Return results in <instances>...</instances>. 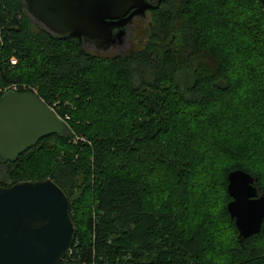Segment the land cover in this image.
Instances as JSON below:
<instances>
[{
    "label": "trees",
    "instance_id": "16d2710c",
    "mask_svg": "<svg viewBox=\"0 0 264 264\" xmlns=\"http://www.w3.org/2000/svg\"><path fill=\"white\" fill-rule=\"evenodd\" d=\"M147 14L139 49L105 55L0 0V97L35 90L69 127L0 164V186L66 194L61 264H264V220L239 240L227 211L235 170L264 193V8L162 0Z\"/></svg>",
    "mask_w": 264,
    "mask_h": 264
},
{
    "label": "water",
    "instance_id": "95a60500",
    "mask_svg": "<svg viewBox=\"0 0 264 264\" xmlns=\"http://www.w3.org/2000/svg\"><path fill=\"white\" fill-rule=\"evenodd\" d=\"M23 1L29 17L47 33L107 53L135 19L145 18L162 0ZM259 2L264 8V0ZM68 131L67 123L33 92L7 91L0 97L1 165L14 163L41 139ZM227 181L231 198L227 211L238 239L258 234L264 220V193L241 170L229 173ZM75 235L69 199L51 179L0 186V264H61Z\"/></svg>",
    "mask_w": 264,
    "mask_h": 264
},
{
    "label": "rangeland",
    "instance_id": "374dc122",
    "mask_svg": "<svg viewBox=\"0 0 264 264\" xmlns=\"http://www.w3.org/2000/svg\"><path fill=\"white\" fill-rule=\"evenodd\" d=\"M150 19L151 17L149 14H147L143 19H135L130 27L128 39L125 40L122 45L108 51L105 55H113L119 52L125 53L133 49H139L140 42H143L146 36L145 33L147 34V25Z\"/></svg>",
    "mask_w": 264,
    "mask_h": 264
},
{
    "label": "flooded vegetation",
    "instance_id": "af4514ba",
    "mask_svg": "<svg viewBox=\"0 0 264 264\" xmlns=\"http://www.w3.org/2000/svg\"><path fill=\"white\" fill-rule=\"evenodd\" d=\"M147 13H148V12H147ZM132 24H133V23H132ZM131 26H132V25H131ZM131 26H130V27H131ZM130 27H127L126 34L124 35V38H123L120 42H117L115 45H112L108 50H105V51H110V50L116 48L117 46L122 45V44L125 42V40L128 39V35H129ZM127 32H128V33H127ZM90 45L96 47V46H95L96 44H94V43H90ZM105 53H106V52H105ZM7 164H8V163H7ZM4 165H5V164H4Z\"/></svg>",
    "mask_w": 264,
    "mask_h": 264
},
{
    "label": "built area",
    "instance_id": "2783aa9c",
    "mask_svg": "<svg viewBox=\"0 0 264 264\" xmlns=\"http://www.w3.org/2000/svg\"><path fill=\"white\" fill-rule=\"evenodd\" d=\"M10 63L12 64V65H14L15 64V60L14 59H11V61H10ZM17 89L15 88V87H9V88H7V89H5L4 90V93L5 92H7V91H15V92H17L16 91ZM28 92H33L34 94H36V91L35 90H32V91H28ZM51 108V107H50ZM55 112V111H54ZM58 116V115H57ZM60 118V117H59ZM62 121H64V122H66V120L68 119L67 117H65V119H62V118H60Z\"/></svg>",
    "mask_w": 264,
    "mask_h": 264
}]
</instances>
